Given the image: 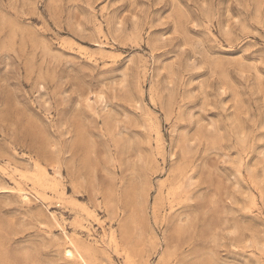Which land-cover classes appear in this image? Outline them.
Wrapping results in <instances>:
<instances>
[{
  "label": "rangeland",
  "instance_id": "rangeland-1",
  "mask_svg": "<svg viewBox=\"0 0 264 264\" xmlns=\"http://www.w3.org/2000/svg\"><path fill=\"white\" fill-rule=\"evenodd\" d=\"M85 262L264 264V0H0V264Z\"/></svg>",
  "mask_w": 264,
  "mask_h": 264
},
{
  "label": "bare ground",
  "instance_id": "bare-ground-1",
  "mask_svg": "<svg viewBox=\"0 0 264 264\" xmlns=\"http://www.w3.org/2000/svg\"><path fill=\"white\" fill-rule=\"evenodd\" d=\"M65 253L66 255L70 256V257H79L82 260H85L83 255L81 254V252L79 251L78 247L71 242V244L69 245V247L65 248ZM86 264V262H85Z\"/></svg>",
  "mask_w": 264,
  "mask_h": 264
}]
</instances>
